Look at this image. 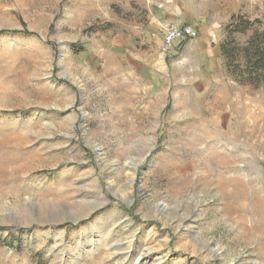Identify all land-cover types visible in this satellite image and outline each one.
Segmentation results:
<instances>
[{"label": "rangeland", "instance_id": "obj_1", "mask_svg": "<svg viewBox=\"0 0 264 264\" xmlns=\"http://www.w3.org/2000/svg\"><path fill=\"white\" fill-rule=\"evenodd\" d=\"M256 31L264 0H0V264H264Z\"/></svg>", "mask_w": 264, "mask_h": 264}, {"label": "trees", "instance_id": "obj_2", "mask_svg": "<svg viewBox=\"0 0 264 264\" xmlns=\"http://www.w3.org/2000/svg\"><path fill=\"white\" fill-rule=\"evenodd\" d=\"M254 25V21L243 18L240 15H233L226 25L230 35L235 32L244 33ZM223 56L232 60L236 49L229 47V44L221 45ZM242 55V63L236 73L240 82L259 86L264 83V32L256 31L251 35L247 43L239 51Z\"/></svg>", "mask_w": 264, "mask_h": 264}, {"label": "built area", "instance_id": "obj_3", "mask_svg": "<svg viewBox=\"0 0 264 264\" xmlns=\"http://www.w3.org/2000/svg\"><path fill=\"white\" fill-rule=\"evenodd\" d=\"M162 28L164 30V46L166 49H169L178 39H183L185 37L193 38L197 35L196 30L187 24L171 25L165 23L162 25Z\"/></svg>", "mask_w": 264, "mask_h": 264}, {"label": "bare ground", "instance_id": "obj_4", "mask_svg": "<svg viewBox=\"0 0 264 264\" xmlns=\"http://www.w3.org/2000/svg\"><path fill=\"white\" fill-rule=\"evenodd\" d=\"M212 138V137H211ZM222 181V183L224 184V183H227V182H229V181H224V180H221ZM221 183V187H223V184ZM236 191V190H235Z\"/></svg>", "mask_w": 264, "mask_h": 264}]
</instances>
